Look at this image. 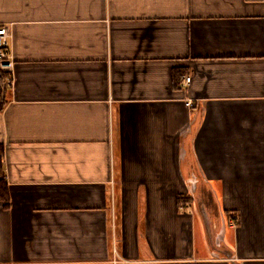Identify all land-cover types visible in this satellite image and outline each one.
<instances>
[{
  "label": "crops",
  "instance_id": "1",
  "mask_svg": "<svg viewBox=\"0 0 264 264\" xmlns=\"http://www.w3.org/2000/svg\"><path fill=\"white\" fill-rule=\"evenodd\" d=\"M0 26V264H264V0H0Z\"/></svg>",
  "mask_w": 264,
  "mask_h": 264
},
{
  "label": "built area",
  "instance_id": "2",
  "mask_svg": "<svg viewBox=\"0 0 264 264\" xmlns=\"http://www.w3.org/2000/svg\"><path fill=\"white\" fill-rule=\"evenodd\" d=\"M9 37L10 33L5 26H0V71L6 72L7 76L1 87H8L12 85L11 70L13 67V61L10 57L9 51ZM186 81H190V77H186ZM187 105H191V102H187Z\"/></svg>",
  "mask_w": 264,
  "mask_h": 264
},
{
  "label": "trees",
  "instance_id": "3",
  "mask_svg": "<svg viewBox=\"0 0 264 264\" xmlns=\"http://www.w3.org/2000/svg\"><path fill=\"white\" fill-rule=\"evenodd\" d=\"M6 76H7L6 72L0 71V84L1 85H3ZM3 103H4V98H1L0 110L2 108ZM2 154H3V150H2V147L0 146V201L3 202L4 207H9L8 185L5 181V177L2 172Z\"/></svg>",
  "mask_w": 264,
  "mask_h": 264
},
{
  "label": "water",
  "instance_id": "4",
  "mask_svg": "<svg viewBox=\"0 0 264 264\" xmlns=\"http://www.w3.org/2000/svg\"><path fill=\"white\" fill-rule=\"evenodd\" d=\"M1 89H2V87H1V84H0V93H1Z\"/></svg>",
  "mask_w": 264,
  "mask_h": 264
}]
</instances>
